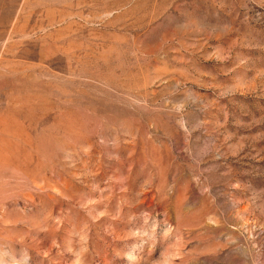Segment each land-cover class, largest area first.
Instances as JSON below:
<instances>
[{
  "label": "rangeland",
  "instance_id": "obj_1",
  "mask_svg": "<svg viewBox=\"0 0 264 264\" xmlns=\"http://www.w3.org/2000/svg\"><path fill=\"white\" fill-rule=\"evenodd\" d=\"M0 264H264V0H0Z\"/></svg>",
  "mask_w": 264,
  "mask_h": 264
}]
</instances>
